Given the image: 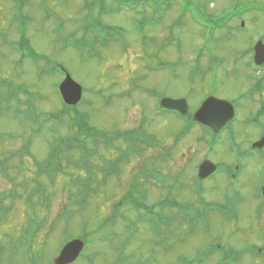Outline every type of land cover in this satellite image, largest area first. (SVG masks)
I'll use <instances>...</instances> for the list:
<instances>
[{
  "label": "rangeland",
  "instance_id": "obj_1",
  "mask_svg": "<svg viewBox=\"0 0 264 264\" xmlns=\"http://www.w3.org/2000/svg\"><path fill=\"white\" fill-rule=\"evenodd\" d=\"M96 1L100 0H25L23 4L0 0V79L4 81L0 97L12 98L11 106L0 99V264H47L64 241L77 237L88 245L74 264H221L220 259L232 264L235 253L248 246L264 250V199L259 192L264 168L238 156L264 138V73L250 67V46L258 41L264 44V16L249 7L253 3L264 6V0H192L191 12L199 7L215 20L234 8L236 14H244L241 21L235 18L214 31L210 48L202 45L205 27L177 6H168L165 16L152 25L148 8L112 15L105 12L115 8L114 0L97 2L91 8ZM17 8H21L22 20ZM96 19L104 26L121 27L125 44H114L110 35H101V41L94 44L96 55L90 57L88 48L75 50L67 44V37L85 35L79 28L88 25V20L93 27ZM175 20L180 26L172 25ZM241 22L246 26L242 34L237 33ZM139 24L145 26L142 31ZM22 33L43 60L20 59L12 50ZM198 47H202V56L195 65ZM208 53L219 62L211 69ZM166 62H171L172 70H161ZM57 65L81 87L83 102L77 107L79 118L72 113L59 118V136H74L88 125L108 135L106 140L112 139L110 144H89L86 149L92 152L85 155L86 165L80 159L69 165L64 152L59 159L63 172L48 182L44 174L37 175L36 163L46 158L51 134L34 135L44 122L34 125L27 114L43 117L60 110L53 88L64 73L50 72ZM7 84L15 89H8ZM21 88L26 94L20 93ZM247 93H252L251 100L237 99ZM160 95L170 100L182 97L192 111L205 95L239 101L237 120L209 154L205 153L206 136L191 128L159 163L154 151L165 153L164 148L180 130L173 116L155 113L154 97ZM16 100L23 104L14 113ZM138 127L153 140L149 138L141 154L135 155L130 143L112 136L116 131L136 135ZM132 141L136 143L135 137ZM26 143H30L29 155L17 154ZM262 151L264 159V147ZM68 153L80 154L75 150ZM205 155L223 170L200 184L192 177L196 163ZM106 162L118 171L103 178L99 170ZM237 165H242L239 172L234 171ZM131 185L138 200L128 201L129 205L124 198ZM38 186L52 197L45 200L33 193ZM77 192L79 196L85 193V198L78 199ZM142 200L149 207L140 204ZM176 200L195 213L188 215L168 205H175ZM211 203L215 206L208 207ZM155 204L157 207L150 208ZM197 212L204 214L200 220L193 219ZM140 213L146 218L144 223ZM27 220L34 225L29 233ZM210 249L217 251L208 257L204 252ZM249 252L240 255L236 264L264 263Z\"/></svg>",
  "mask_w": 264,
  "mask_h": 264
},
{
  "label": "trees",
  "instance_id": "obj_2",
  "mask_svg": "<svg viewBox=\"0 0 264 264\" xmlns=\"http://www.w3.org/2000/svg\"><path fill=\"white\" fill-rule=\"evenodd\" d=\"M16 3H24L25 0H15ZM116 3L115 8L113 9H109L108 11L105 12V14H118L121 13L123 10H127L129 12H137L138 9H142L145 10L146 8L150 9L152 12L151 14V19H154V24L155 25L157 23V21H159V18H162L165 10H166V5L169 3H175V5H177V0H114ZM184 6L181 8L182 10L185 11V9H189L190 4L187 2L189 0H182ZM104 3L105 0H100V1H96L90 4V7L93 8V5H96V3ZM191 2V1H190ZM97 3V4H98ZM21 4V6H22ZM18 5V4H17ZM173 5V4H172ZM87 6V3H86ZM253 4H251L250 10ZM18 7V6H17ZM18 9V14L20 20H22L21 18V8H17ZM197 9V13L196 16L194 17V19L196 21L200 20V21H204L205 23L207 22V25L210 27V29L214 30V28L216 27H220L221 29L227 26V22L234 20L235 18L238 19V17H241L242 13H238L236 14V8L232 9L227 15L224 14L222 15L220 18H217L218 20L212 19L211 17L207 16L205 14V12H203L199 7L196 8ZM16 10V9H15ZM104 9L101 8L100 9V16L102 14V11ZM17 13V10H16ZM18 14H17V18H18ZM90 23L91 21L88 20ZM88 25H82L81 28H79V30H83V32L85 33V35H81V36H75L77 34H70L69 38L67 37V44L69 43L70 45L73 46V48L79 52H82L83 50H86V48L89 49V55L88 56H95L96 52L93 50V46L95 43H99L101 41V35H110V36H114L115 37H119L121 33H123V29H121L120 27H112V26H104V24L102 25L99 21V19H96L94 21L93 27H91V24ZM173 26L177 27L180 26L179 23L175 20V22L172 23ZM145 26H143V24H139L138 28H140V30L142 31L144 29ZM242 32V31H241ZM75 33V32H73ZM90 34V37H87V35ZM77 37V39H76ZM71 38V39H70ZM20 40L15 42L14 45L12 46V50L16 51L20 54V59H23L26 56H29L30 59H33V61H41L43 60V57L34 53L33 50L29 47V44L27 42V40L25 39L24 33H22V37L19 38ZM228 39V38H227ZM124 41V39H123ZM122 44H124L122 42ZM58 68L62 67L60 65H57ZM4 81H2L0 79V84H2ZM8 89L14 90L15 88L10 85L7 84L6 85ZM20 93L22 94H26V90H24V88L20 89ZM15 98V97H14ZM0 99L3 101V103L5 105H10V102L12 100V98H8L6 96L4 97H0ZM22 102L21 100H16V107H13L14 112H17V110L19 109L20 106H22ZM11 106V105H10ZM76 108H69L66 107L65 105H63V108H61V111H59V115L62 117L64 116V114L67 113V111H75ZM27 116L29 117V115L27 114ZM76 118H79V116L77 115ZM30 119L32 120V118L30 117ZM60 119H58L57 115H46L44 120L42 122H44L43 126H45L46 132L50 133V141L48 142V154L46 156V158L44 159L43 162L40 163H36V167H37V175L40 176L41 174L43 177L45 176V178L48 180V182H52L53 177L56 174H59L61 172H63L62 170L64 169L62 167V165L60 164V160L61 157L64 156V154L66 153V155H68V164L69 165H73V164H78L81 160V162L83 164H89V161L84 159L85 155L91 154L92 150H88L89 148V144L93 143V142H97V141H101L102 143L105 144H110V140H106L110 137H108V135H106L105 133H103L102 131H100L99 129L97 130L96 128H92L88 125L86 126H82L80 129V132L78 134H75L74 136L70 134L69 135H65L64 137H69L68 139H64V137L62 138V136H59L58 134V122ZM85 120V119H83ZM53 122L52 125H48L49 122ZM47 122V126L45 125ZM79 127V126H78ZM42 130V127L40 129V131ZM143 129H138V131H136L135 133H137L136 135L131 136V133L128 134V132L122 133L119 131H116L115 136H112L113 138H121L123 139L125 142L130 143V147L131 150L135 153V155L137 154H141L142 152V147H143V142L141 141L144 136L143 133ZM135 137V141L136 143L133 144L132 138ZM2 139V136L1 138ZM139 143V144H138ZM88 148V149H86ZM69 151H78L80 154L79 155H74L69 154ZM65 152V153H64ZM77 154V152H76ZM80 159V160H78ZM120 159L121 162L126 161L125 157L123 154L120 155ZM109 162H106V165L104 168H101L99 171L101 172L103 178H106L110 175H112V173L114 172V168H112L113 166H110L108 164ZM44 169V171L42 170ZM59 172H56V171ZM134 185H131L129 187L128 193L126 195V197L124 198L125 202L127 204L128 201H130V203H134L135 198H134V194H135V190H134ZM133 192V193H132ZM36 193L37 195H43V198L46 200H49V198H51V194H48L47 192H45V190L43 189V187H37L36 191L33 192ZM76 197L79 199H83L85 198V193H80V196L78 194V192L75 194ZM132 203V204H133ZM157 206V204L155 205ZM1 207H0V212H1ZM143 211H145V209L143 208ZM27 226L29 227L28 230L26 231V233H29V231H31V227L34 226L32 224V221L27 220ZM24 234V232H23ZM258 248H255L253 250V254H256L257 256L260 257V255L257 252ZM236 254V253H235ZM239 256L234 255V259L232 260V264H236L237 260H238Z\"/></svg>",
  "mask_w": 264,
  "mask_h": 264
},
{
  "label": "water",
  "instance_id": "obj_3",
  "mask_svg": "<svg viewBox=\"0 0 264 264\" xmlns=\"http://www.w3.org/2000/svg\"><path fill=\"white\" fill-rule=\"evenodd\" d=\"M254 48V63L256 65H262L264 63V45L260 42L255 45ZM60 94L67 105H76L82 95V90L79 85L73 82L68 76L65 77L63 83L59 86ZM160 106L169 110H176L181 115H186L187 105L185 100H170L162 99ZM230 104L225 101L217 100L210 97L203 101L200 109L194 114L193 120L201 123L211 129L212 132L219 131L225 124L232 121L234 111ZM264 146V140L262 139L253 147L262 148ZM215 168L209 162L203 163L199 168V178H203L207 173L214 172ZM263 195H264V191ZM84 249V242L81 240H73V242L67 243L59 255L53 260V264H71L78 258L80 252ZM264 255V253H263Z\"/></svg>",
  "mask_w": 264,
  "mask_h": 264
},
{
  "label": "flooded vegetation",
  "instance_id": "obj_4",
  "mask_svg": "<svg viewBox=\"0 0 264 264\" xmlns=\"http://www.w3.org/2000/svg\"><path fill=\"white\" fill-rule=\"evenodd\" d=\"M258 71H260V70H258ZM179 98H182V97H176V99H179ZM252 98V94L250 95V96H248V99L247 100H250ZM198 107V105H196V108ZM175 146H176V142L174 143V144H171V146L169 147V151L172 153V150L175 148ZM247 149V148H246ZM158 154H161V152H158ZM208 158H207V156L205 155L203 158H202V160L201 161H205V160H207ZM210 178V177H209ZM207 180V179H206ZM206 180H204V181H206ZM204 181H202V182H204ZM176 204H178V202H176ZM205 204H207V203H205ZM204 204V205H205Z\"/></svg>",
  "mask_w": 264,
  "mask_h": 264
},
{
  "label": "bare ground",
  "instance_id": "obj_5",
  "mask_svg": "<svg viewBox=\"0 0 264 264\" xmlns=\"http://www.w3.org/2000/svg\"><path fill=\"white\" fill-rule=\"evenodd\" d=\"M185 137H186V136H185ZM185 137H184V138H185ZM184 138H183V139H184ZM183 139H182V141H183ZM215 147H216V146H215ZM215 147H214V148H215Z\"/></svg>",
  "mask_w": 264,
  "mask_h": 264
}]
</instances>
